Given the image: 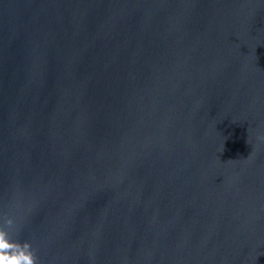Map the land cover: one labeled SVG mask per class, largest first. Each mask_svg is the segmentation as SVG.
<instances>
[{"label": "water", "instance_id": "95a60500", "mask_svg": "<svg viewBox=\"0 0 264 264\" xmlns=\"http://www.w3.org/2000/svg\"><path fill=\"white\" fill-rule=\"evenodd\" d=\"M38 264H264V0H0V222Z\"/></svg>", "mask_w": 264, "mask_h": 264}, {"label": "clouds", "instance_id": "9594fccd", "mask_svg": "<svg viewBox=\"0 0 264 264\" xmlns=\"http://www.w3.org/2000/svg\"><path fill=\"white\" fill-rule=\"evenodd\" d=\"M14 219L5 217L0 222V264H38L29 243H18L12 235Z\"/></svg>", "mask_w": 264, "mask_h": 264}]
</instances>
